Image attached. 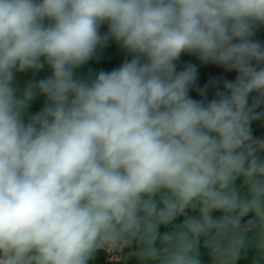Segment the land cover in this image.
I'll return each mask as SVG.
<instances>
[{
  "label": "clouds",
  "instance_id": "clouds-1",
  "mask_svg": "<svg viewBox=\"0 0 264 264\" xmlns=\"http://www.w3.org/2000/svg\"><path fill=\"white\" fill-rule=\"evenodd\" d=\"M262 32L264 0H0V264H264Z\"/></svg>",
  "mask_w": 264,
  "mask_h": 264
},
{
  "label": "crops",
  "instance_id": "crops-1",
  "mask_svg": "<svg viewBox=\"0 0 264 264\" xmlns=\"http://www.w3.org/2000/svg\"><path fill=\"white\" fill-rule=\"evenodd\" d=\"M259 38L261 40H264V32L260 34ZM125 58V53L120 50L114 42H110L106 48L98 50L97 57L94 60L90 61L89 64L81 70V72L83 74H87L89 71H91L93 74H95L100 70L111 71L113 68L119 67ZM187 63H193L197 66L199 72V78L197 83L200 87H203L205 84L209 83V81L214 80L216 78H235V73L225 72L224 70L214 65H202L194 56L188 55H184L181 57V60L178 62V69H182ZM29 78V76H24L23 80L27 81ZM213 91L214 89L210 87L208 92L209 98H211ZM192 96L193 98L199 99L195 91L192 92ZM42 105L43 98L41 97L33 103L30 111H39ZM253 130L254 135L264 136V123H255L253 125ZM95 264H110V261H107L105 259V253L101 252L97 254Z\"/></svg>",
  "mask_w": 264,
  "mask_h": 264
},
{
  "label": "built area",
  "instance_id": "built-area-1",
  "mask_svg": "<svg viewBox=\"0 0 264 264\" xmlns=\"http://www.w3.org/2000/svg\"><path fill=\"white\" fill-rule=\"evenodd\" d=\"M105 259L107 260V261H110L111 262V257L110 256H108L107 254H105Z\"/></svg>",
  "mask_w": 264,
  "mask_h": 264
}]
</instances>
